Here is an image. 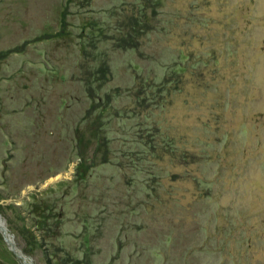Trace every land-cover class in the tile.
I'll use <instances>...</instances> for the list:
<instances>
[{"label": "rangeland", "instance_id": "1", "mask_svg": "<svg viewBox=\"0 0 264 264\" xmlns=\"http://www.w3.org/2000/svg\"><path fill=\"white\" fill-rule=\"evenodd\" d=\"M0 264H264V0H0Z\"/></svg>", "mask_w": 264, "mask_h": 264}, {"label": "bare ground", "instance_id": "2", "mask_svg": "<svg viewBox=\"0 0 264 264\" xmlns=\"http://www.w3.org/2000/svg\"><path fill=\"white\" fill-rule=\"evenodd\" d=\"M57 178H59V177H57Z\"/></svg>", "mask_w": 264, "mask_h": 264}]
</instances>
